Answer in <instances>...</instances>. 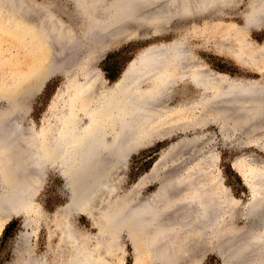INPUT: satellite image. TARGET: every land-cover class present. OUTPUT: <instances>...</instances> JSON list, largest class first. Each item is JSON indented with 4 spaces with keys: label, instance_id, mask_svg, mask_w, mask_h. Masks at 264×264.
I'll use <instances>...</instances> for the list:
<instances>
[{
    "label": "bare ground",
    "instance_id": "bare-ground-1",
    "mask_svg": "<svg viewBox=\"0 0 264 264\" xmlns=\"http://www.w3.org/2000/svg\"><path fill=\"white\" fill-rule=\"evenodd\" d=\"M74 1L79 14L86 23H89L92 44L101 43L104 45L114 37H119L121 35L119 26L126 20L135 18V21H139L142 19L141 15L147 21H156V19L159 21L166 17L165 13H159V11H154L152 14L141 12L138 6L142 2L151 0ZM169 1L171 4L173 0ZM241 1L180 0L176 13L183 12L180 13V16L184 19H196L192 37L222 38L225 45L219 49V52L227 53L239 64L254 69L256 73L262 75L260 79L243 80L209 69L194 52L195 46L190 42L186 33L166 44L167 52L164 54L157 53L150 47L142 50L126 68L123 79L109 90L103 85L100 86L102 82L98 80V75H94L95 78H90L89 66H86L82 73L83 81H76L75 77L69 79V84L74 88L72 97L75 102L70 104L69 113L63 117V120L61 119L63 127L60 134L55 133L54 130H43L37 135L42 138V148L51 158L52 166H56L60 162L65 167L64 171L68 174L70 204H75L80 209L93 205L91 210L101 204H109V194L116 187V173L124 165L128 153L137 148L136 146L146 140L145 138L150 137L147 135L163 132L166 128L168 131L165 130V132L170 134L178 129L213 124L224 137H231V140H234L241 136L244 138L245 144L259 146L263 144L264 147V45L261 48H256L255 54L248 52V49H246L247 52L244 49L241 51L239 34L247 36V31L228 24L223 27L222 31L219 30L218 34L213 31L207 34L197 29L198 22L227 16L226 11L235 8ZM12 3L17 4L18 7L11 9L9 6ZM14 4H12L13 7L16 6ZM0 5L3 10L12 14L7 19L9 24L19 26L26 35L28 34L36 40L35 43L53 38L49 44L54 48L55 55L48 54L45 63L49 66L48 68L58 67V54L60 55L63 49H69L70 53L75 48L72 43L68 44L69 46L53 44L54 39L56 42L57 34L62 26L53 3L44 6L35 4L32 0H0ZM23 6H25L26 13L32 12L35 15L38 13L39 17L29 13L34 18L29 19V14L27 16L25 11L24 13L20 11L22 8L24 9ZM173 11V6H169L167 16L172 17ZM243 16L248 24L246 29L264 28V0H248ZM67 29L70 28L67 27ZM232 32H235L236 36L232 35ZM59 43L63 44V41H59ZM247 43L245 48L249 47ZM93 71L95 72V70ZM93 71H91L92 75ZM48 75L49 73L46 75L47 78ZM24 87H19L16 93H12L8 99L9 106L0 111V172L6 174V191L0 194V212L6 214L0 220L1 229L11 215L28 216L26 212L29 213L30 208L34 206L32 205L34 197L32 191L38 187V183L42 179L41 169L37 167L38 162H34L37 159L35 145L28 147L31 150L27 147H25L26 150H23L18 148V143L16 145V136L18 132L20 134V131L17 130L15 121H17L18 107L21 109V105H18L20 104L19 96L26 91ZM77 102L80 103L79 108L76 106ZM79 114L88 115L89 126L79 125ZM21 128L23 129L22 126ZM25 130L24 133H26ZM20 135L22 137V134ZM152 135L151 137H153ZM24 136L27 137L23 134V140H19L26 143L28 141L24 140L26 138ZM202 137L199 139L201 140ZM192 140L190 147L195 141H198L197 138ZM189 146L188 148H190ZM190 149L192 150V147ZM18 150H22L20 157L25 155L22 161L19 156V158L17 157L21 153ZM24 151L31 153L30 155L27 153L29 158ZM175 156L168 159L172 167L177 168H173L174 171L170 177L167 176L168 189L163 186L165 184H162L163 181L162 188L156 194V198L153 201L142 200L139 202L141 205H136L138 202L132 204L131 197V199L123 198L121 204L111 211L108 227L116 228L115 234L126 226L133 227V229L136 227L140 231L151 229L152 232L157 231V234H160L163 229L161 228L162 224L166 223L162 220L164 217V219L168 218V226L166 225L168 233L171 232V235L174 236L179 235V239H182L186 236L192 237L188 230L194 226L197 225L199 233L200 228L210 221L221 237L226 234V228L229 229L227 238H223L224 236L221 238L225 239L226 246L221 255L223 260L232 261L235 259L238 262L240 257L245 259L242 257L246 249L244 244L252 242L257 243L259 247H257L254 256V253H251L253 256L251 264H263L264 160L249 154L250 159H247V156L244 159L246 161L237 159L233 162V168L243 177L244 183L251 192L250 201L246 206L250 225L247 226L249 229H246L234 226L235 209L239 203L222 183L216 166L218 161L216 153L202 154L185 170H180V167L176 163L174 164L171 158H175ZM160 161L159 159L154 164L151 173L155 172ZM170 169L172 168L170 167ZM174 176L178 177L175 178L178 180L174 181ZM118 177L120 178V176ZM144 180L145 178L139 180L137 185L141 186ZM164 187L167 192L163 190ZM166 206L168 207V217L166 214L160 213ZM162 207L163 209H161ZM166 210L164 209V211ZM36 219L38 218H34V220ZM63 219V235L68 239L70 246L72 242V246L76 247L75 252L69 253L66 260L57 263H48L43 257L38 258L36 262L29 252V248L23 244V251L29 255L21 259V264H106L103 260L94 259L90 255L87 242L79 244L80 240L76 237L67 214L63 216ZM32 222V220L25 222L24 226L29 227ZM198 233L194 234L197 236ZM198 235L202 236V233ZM109 245H113V243L111 242ZM170 246L172 247L171 244ZM230 246H233L234 249ZM171 247L168 248V252L172 253L175 248L172 250ZM183 250L184 248H182ZM247 254L244 252V255ZM244 262L240 263L239 261L240 264Z\"/></svg>",
    "mask_w": 264,
    "mask_h": 264
},
{
    "label": "rangeland",
    "instance_id": "rangeland-1",
    "mask_svg": "<svg viewBox=\"0 0 264 264\" xmlns=\"http://www.w3.org/2000/svg\"><path fill=\"white\" fill-rule=\"evenodd\" d=\"M32 1L35 4H43L44 6L51 5L52 3L55 5L54 10L58 14L62 26L57 34V40L55 42L54 39L55 43L53 42V44L55 46L57 44L59 46L64 44L69 46L68 44L72 43L75 48L70 53L68 52L69 49H63V52L60 55L58 54V67L53 66V68H48L49 66L45 64L48 54L53 53L55 55L54 48L49 44L53 38L46 39L45 42L35 43L36 40L30 35H26L24 30L19 26L16 27L9 24L7 19L12 14L6 12L7 10H3L0 5V111L9 106L8 99L11 94L16 93L19 87L25 86L26 91L19 96L20 104L18 105H21V109L18 107L17 121H15V126L20 131V134H22V137L18 132L16 145L19 144L18 148L23 150H26L30 145H35L37 159L34 162H38L37 167H40L42 173V179L38 183V187L32 191V194H34L32 205L34 206L30 208L29 213L25 211L29 217L31 216L33 221L31 225L29 227L22 226V219L28 216L11 215L4 227L2 229L0 227V264H21V259L27 255L26 251H23L24 245L29 248V252L36 262L38 258L41 259L42 257L48 263L66 260L69 253L73 254L76 248L72 246V242L70 246L68 239L64 237L62 232L64 224L63 216L66 214L72 224L76 237L80 240L79 244L82 245L83 242H87L90 255L94 259L103 260L106 264H240L244 261L246 264H251L257 247H259L258 244L252 242L244 244L246 249H249L248 251L244 250L246 254L251 250L247 255H244L243 252L242 257H245V259L240 257L238 262L235 259L225 261L221 255L226 247L224 240L228 236L229 229L226 228V234L223 233L225 235L222 237L225 239H221L222 237L217 234L213 223L210 221L200 228L199 233H202V236L198 235V228L194 223L196 226L188 230L192 237L186 236L185 238L182 237V239H179V235L174 236L173 234L171 235V232L168 233V218L164 219V217L161 218L166 223L162 224L161 228L163 229L160 234H157V231L152 232L151 229L140 231L136 227L133 229V227L127 226V228L123 227L125 229L121 228L120 232H118L119 234H115L116 228L113 229L114 227L109 228L108 226L111 211L121 204L123 198H132V204L138 202L136 205H141L139 202H142V200L153 201L156 198V194L162 188L161 183L163 181L162 184L165 183L163 186L168 189L167 176L170 177L174 169H177L176 167H172L169 163L170 160L168 161L167 152L169 148L180 138L196 134L193 136V139L197 138L198 140L203 136L201 138L202 141L199 139L191 145L193 151L190 149V146V148H181L180 150L182 151L179 150L177 152L178 156H175L177 160L176 165L180 167V170H185L191 162L195 161L202 154L209 152L216 153L218 158L216 166L219 170L222 183L239 203L235 209L234 226L249 229L247 226L250 225V220L247 218L246 206L250 201L251 192L244 183L243 177L233 168V162L237 159L244 160L249 154H253L264 160L263 144L260 146L245 144L246 142H244V138L241 136L231 140V137L222 136L221 132L213 124L178 129L170 134L165 132L168 129H165L164 127L166 126H164L163 130H165L163 132H159L160 134H155L154 132L155 136L151 134L153 137L147 135L151 139L150 137L145 138L146 140L139 143L136 146L137 148L128 153L129 155H127L124 165L118 169L116 176L114 175L117 177L115 182L116 187L110 192L111 195L109 194L110 203L107 205L101 204L98 208H94L95 218L93 219L78 206V210L65 211L64 208L67 202L71 203L68 174L64 171L65 167L60 162L57 163L58 165L52 166V160L42 148V138L37 133L43 132V130H54L55 133L60 134L63 127L61 119L63 120V117L69 113L68 107L70 104L75 102L74 97H72L74 88L68 81L73 77L77 79L76 81H83L82 73L85 71L86 66H89L88 68L90 69L92 68V70L89 69L90 78H95L98 75V80L102 82L100 86L103 85V87L109 90L119 80L123 79L126 68L142 50L154 44H168L185 33L186 35L188 34L190 42L195 46L194 52L196 55L205 63L206 67L212 69L214 72L225 73L231 77L243 80L247 77L256 78L260 74L256 73L252 68L239 64L231 55L220 53L219 49L225 45L222 38L192 37L191 34L194 32L195 28H193V25L196 19L174 18L168 26L167 22L166 24L164 22H157V25L149 22H140L135 34L130 37H114L104 45L101 43L92 44V36L89 35V23H86L79 14L74 0ZM161 1L163 0L152 2L148 8L156 7ZM247 2L248 0H242L235 8L227 10V16L219 19H210L206 22L204 20L198 22L197 29L207 34L211 33V31L218 34V31H222L226 24L241 28L245 32L247 31V36L239 34L241 37V51L245 50L247 52L246 49H248V52L254 53L257 51L256 48H261L264 45V28L246 29L248 24L245 22L243 14L247 8ZM12 4V7L9 6L11 9L18 7L17 4H14L16 5L14 7ZM23 7L24 9L21 7L20 11L22 13L25 11L26 13L25 6ZM29 13H26L27 16ZM30 14H33L32 16L35 15L32 12ZM31 15L29 19L32 20L34 18ZM135 20V18L133 20L130 19V21L137 22ZM154 26H162V28L156 30ZM67 27L70 29L68 30ZM232 35L236 36V33L232 32ZM59 41H63V44H61L62 42L59 43ZM245 42L249 47L245 48ZM44 60L45 62L43 63ZM44 66L46 67L44 68ZM91 71L94 72L93 75ZM47 73H49L48 78L46 76ZM43 80L44 82H42ZM76 106L79 108L80 103L77 102ZM78 117L80 126L86 127L90 125L88 115L79 114ZM18 124H22L23 129ZM24 130L26 133L23 132ZM23 134L27 135V137L24 136L26 137L24 140L27 139L26 141H28L26 142L27 145L24 143L25 141L20 142V140H23ZM28 149L31 150L30 148ZM20 152L17 157H20L22 150ZM28 152L24 151L26 155ZM29 155H27V158H29ZM160 155L164 157L163 161L155 169V172L151 173L156 163L154 161ZM23 157H20V161H22ZM250 157L248 156L247 159H250ZM27 158L25 157V159ZM30 160L33 161L32 159ZM142 178H145L144 183L138 186L137 184ZM175 178L178 177L174 176V181L178 180ZM5 180L6 174L0 172V194L6 191ZM165 187L164 191L167 190ZM161 209L159 208V211ZM164 209L160 213L166 214L168 217V207L166 206ZM4 215L6 214L0 212V220ZM34 218L38 219L34 220ZM11 221L14 222V225L4 233L5 226ZM194 233H198L197 236ZM23 239L25 243H23ZM111 242L114 246L109 245ZM168 242H170L169 246ZM233 246L230 247L234 249L235 246L234 248ZM237 246L239 245L237 244ZM170 247L172 250L175 248L172 253L168 252V248ZM182 248H184L183 251ZM248 256L249 258L247 259Z\"/></svg>",
    "mask_w": 264,
    "mask_h": 264
},
{
    "label": "water",
    "instance_id": "water-1",
    "mask_svg": "<svg viewBox=\"0 0 264 264\" xmlns=\"http://www.w3.org/2000/svg\"><path fill=\"white\" fill-rule=\"evenodd\" d=\"M156 0H151V1H148V2H145V3H142L141 5L138 6V8L141 10V12L144 14H152L154 11H159V13H165L166 14V17L162 18V20H159L156 19V21H147L145 19V17H143V15H141L142 19L141 20H137V22H134V21H130V20H126L124 21V23L122 22V24H120L119 26V29H120V33L121 34L120 36L126 38V37H130L132 36L133 34H135V31L137 30L138 28V25L140 24V22H149V23H154L155 25H157L158 23L157 22H164V24L167 22V26L168 24L174 19V18H181L180 16V13H176L177 10H178V5L180 4V0H173L170 3L169 0H163L161 1L156 7H152V8H148V6L150 4H152V2H154ZM138 3V2H137ZM169 6H173V16L172 17H169L167 16V9L169 8ZM157 16V15H156ZM157 23V24H156ZM156 28V30H160V28H162V26H154ZM149 47V46H148ZM150 48H153L156 50L157 53H162L164 54L165 52H167V46L165 43H160V44H154V45H150ZM262 78V75H259L258 77L254 78V77H251V78H244V79H260ZM196 135V134H194ZM184 136L182 138H180L176 143H174L170 148H169V151L167 153V157L170 158V155H174L177 153V151H179L181 148H188V146L192 143L191 140L193 139V136ZM193 141V140H192ZM161 157V155L154 161L157 162L159 160V158ZM163 157V156H162ZM163 158H160L161 161ZM174 163H177L176 159L173 158L172 159ZM158 162V165L157 167L162 163V162ZM153 163V164H154ZM65 185V184H64ZM69 197V196H68ZM90 206V207H89ZM87 208H83L84 211H86V213L89 215V217L91 218H95V214H94V211L96 208H98L96 206V208L94 210H91L93 205H89ZM66 212H70V211H75V210H78L77 206H75V204H69L67 202L66 204V207L64 208ZM30 219V221L32 220L29 216L26 217V218H23L22 219V226H24V223L25 222H30L28 221ZM107 228V226H106Z\"/></svg>",
    "mask_w": 264,
    "mask_h": 264
},
{
    "label": "trees",
    "instance_id": "trees-1",
    "mask_svg": "<svg viewBox=\"0 0 264 264\" xmlns=\"http://www.w3.org/2000/svg\"><path fill=\"white\" fill-rule=\"evenodd\" d=\"M13 225H14L13 221L9 222L4 228V233H6Z\"/></svg>",
    "mask_w": 264,
    "mask_h": 264
}]
</instances>
